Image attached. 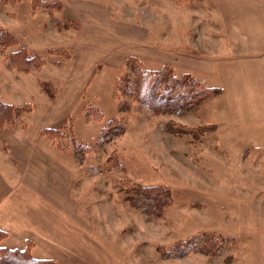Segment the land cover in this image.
Returning a JSON list of instances; mask_svg holds the SVG:
<instances>
[{
	"label": "rangeland",
	"instance_id": "1",
	"mask_svg": "<svg viewBox=\"0 0 264 264\" xmlns=\"http://www.w3.org/2000/svg\"><path fill=\"white\" fill-rule=\"evenodd\" d=\"M0 27V99L29 107L0 129V245L60 264H264V0H0ZM131 56L189 73L205 98L153 112L116 90ZM128 180L173 204L132 207ZM198 233L183 256L161 249Z\"/></svg>",
	"mask_w": 264,
	"mask_h": 264
},
{
	"label": "trees",
	"instance_id": "2",
	"mask_svg": "<svg viewBox=\"0 0 264 264\" xmlns=\"http://www.w3.org/2000/svg\"><path fill=\"white\" fill-rule=\"evenodd\" d=\"M7 31L0 27V42L4 43L5 39H8ZM9 44V43H7ZM19 57L22 61L24 60V65H28L29 59H27L25 50L21 53H15L11 57V62L16 66L22 67V63H16L14 60L15 56ZM14 57V58H13ZM130 70L132 71V76L124 75L117 79L116 90L129 91L130 94L140 103H146L153 112L155 113H177L182 110L185 104L191 99L200 100L205 98L204 90L195 87V80H193L189 73H183L180 75L172 65H165L162 69H151L144 65L143 61L137 56H131L129 59ZM129 81V86L127 87V81ZM205 89V88H204ZM206 90V89H205ZM120 96V95H117ZM190 103L189 105H191ZM88 108V107H87ZM28 106H17L13 103L4 102L0 99V129L5 126L13 124L18 117H21L24 112L28 111ZM87 111L93 118L100 120L102 118V112L94 109ZM67 121L70 123L72 120H65L62 129L61 126L58 128L60 130L66 131L70 127L67 125ZM114 122H119L118 119H111L106 123L104 129L113 128L111 124ZM71 124V123H70ZM167 129L170 131H182L185 129L183 126L177 125L174 122H169L167 124ZM55 129L43 130V134L46 135L50 140L57 139L54 134ZM102 132V131H101ZM111 135L106 133V138H110ZM59 140L66 136L61 134ZM71 146H61L67 147L77 158L83 160L86 158L89 149L85 148L87 143L80 140L73 134H71ZM69 145V144H67ZM117 157V156H116ZM121 193L123 197L129 201L132 207L139 208L146 214L150 216H156L163 213L169 206L173 204V193L170 187L165 185H143L140 183H131L130 180L122 184ZM7 234L5 229L0 228V240ZM219 236V235H217ZM198 235L189 237L186 240L177 241L170 249L167 251L161 247L162 251L165 252L166 256L180 257L188 252L189 246L194 247L199 241ZM225 240L222 237H216L213 241L215 250L222 245ZM32 242L29 241L28 245L24 248H11L8 246L0 245V264H60L54 258H42L35 257L32 255L30 250ZM201 251L214 254L211 247H201Z\"/></svg>",
	"mask_w": 264,
	"mask_h": 264
},
{
	"label": "crops",
	"instance_id": "3",
	"mask_svg": "<svg viewBox=\"0 0 264 264\" xmlns=\"http://www.w3.org/2000/svg\"><path fill=\"white\" fill-rule=\"evenodd\" d=\"M14 175H15V171L12 172V176L10 178L12 184H13ZM16 176H18V175H16ZM4 198L6 199L7 206H10V209H11L14 206V204H15L14 197H13V191L11 190L10 195L8 193H6L5 196H4ZM0 226L8 227L6 224H0Z\"/></svg>",
	"mask_w": 264,
	"mask_h": 264
}]
</instances>
